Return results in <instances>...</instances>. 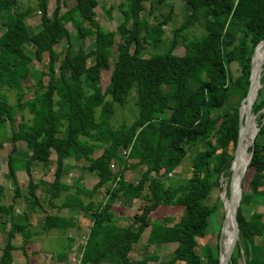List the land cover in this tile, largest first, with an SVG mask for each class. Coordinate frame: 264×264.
Here are the masks:
<instances>
[{"label": "trees", "instance_id": "trees-1", "mask_svg": "<svg viewBox=\"0 0 264 264\" xmlns=\"http://www.w3.org/2000/svg\"><path fill=\"white\" fill-rule=\"evenodd\" d=\"M62 1L56 0L49 14L48 0H36V6L27 7L18 0H0V23L12 17L10 26L0 34V123L14 124L16 115L20 116L11 135L12 153L16 141L25 142L31 152L25 168L31 176V163L47 162L55 152L54 180L43 183L50 201L69 189L61 175L63 160L70 156L85 160V169L99 178L87 194L109 184L105 202L94 207L79 203L85 212L90 210L91 220L81 264H130L129 254L147 227L148 244L179 247L178 252L165 254L161 264H219L220 244L211 241L214 230L210 227L215 224L220 236L224 212L222 200L214 193L229 175L234 155L230 146H236L238 139V108L250 85L251 58L258 44L254 27L264 23V0H182L189 12L173 31L172 39L162 30L166 20L149 26L141 17L144 3L152 4L153 0H122L118 4L123 17L117 26L118 42L114 31L92 17L97 0H75L61 12ZM155 1L160 4L166 0ZM34 10L40 11V25L29 33L25 19ZM68 23L75 30L76 40L93 38L94 46L87 49L79 45L75 49ZM197 25L204 34L188 37L187 30ZM182 37L186 39L185 49L179 55L173 51ZM63 39L67 45L58 60L55 46ZM144 41L165 50L144 57ZM28 43L32 55L26 50ZM45 54L46 68L32 69L31 62H42ZM106 72L110 74L104 85ZM260 82L251 110L260 126L257 134L264 135V66ZM30 87L34 94L25 100L22 94ZM129 95L134 96L137 117L129 125L116 127L111 122L115 104L124 106ZM233 96H238V101L232 104ZM2 146L0 143V149ZM97 150L101 153L94 158ZM251 150L247 170L252 174L247 184L242 183L237 210L239 241L231 255L233 264H239V258L243 264H264V233L257 240L251 226L252 221L263 222L262 214L251 206L264 198V143L255 138ZM186 156L191 159L187 180L176 186L167 184ZM12 157L10 154V163ZM145 163L148 166L136 183L125 180V170ZM12 180L16 185V178ZM36 188L30 178L25 198L38 205ZM3 190L0 184V197ZM118 195L143 200L139 212L125 226L115 223L112 211ZM72 203V195H66L64 204ZM160 205L181 206L186 216L177 221L156 216L149 221ZM11 212L12 206L0 201V215ZM71 224L70 219L47 215L43 227L66 228ZM262 228L264 232V223ZM19 230L21 227L14 223L7 232L3 264L13 261L12 240ZM150 260L155 257L137 258L131 264H147Z\"/></svg>", "mask_w": 264, "mask_h": 264}, {"label": "crops", "instance_id": "crops-1", "mask_svg": "<svg viewBox=\"0 0 264 264\" xmlns=\"http://www.w3.org/2000/svg\"><path fill=\"white\" fill-rule=\"evenodd\" d=\"M120 1L122 0H109L111 6L106 9L103 7L104 3L100 1V4L97 0L98 5L93 9L100 8L104 14L109 15L116 8L117 13L123 20L118 9ZM74 4L75 0H63L61 12ZM99 5L101 6L99 7ZM55 6L56 0L54 8ZM32 13L25 19V24L29 21L28 19L32 16ZM48 13L51 14L49 5ZM91 14L100 23V18L97 17L98 13L92 10ZM114 17H116V14ZM122 20L120 19V22ZM16 118V122L11 125L8 122L0 123V143L3 145L0 149V184L4 189L0 201L6 206H12L11 214L0 215V264H3L1 255L3 253L2 248L7 240V232L11 230L14 223L20 226L21 230L15 232L12 240L14 249L11 251L13 258L11 264H69L68 257L70 253L82 246L83 238L91 225L88 216L90 210L85 212L81 206L92 205L94 207V204L100 201L105 202L108 198L106 188L109 184L98 188L91 195L87 194L86 192L94 188L99 178L94 172L85 169L84 166L87 164L85 160H76L73 156H70L63 160L64 165L61 175L62 183H65L69 189L68 191H62L58 198L50 201L49 193L43 183H50L54 180L56 154L52 151L47 162L33 161L30 165V176L27 173L24 161L28 159L31 152L27 149L25 142L22 140L16 141L15 152L12 153L14 144L11 143V135L17 122L20 121V116L16 115ZM100 153L101 150H97L93 157H97ZM10 154L13 156L11 163L9 161ZM10 165L14 169L13 176L10 174ZM145 169L146 166L139 165L134 169L125 170L123 177L127 181L136 183L139 180L137 179L138 176H141L142 170ZM113 170H117V167L115 166ZM12 177L16 178V185ZM30 178L37 184L35 195L39 201L38 205L32 204L30 200L28 201L25 198ZM66 195H72L73 205L64 204ZM142 202L143 200L140 198H126L118 195L112 205V211L116 219L115 223L125 226L131 221L132 216L139 212ZM79 203H82V205L80 206ZM47 215L70 219L72 224L66 228H63L62 225H55L44 229V219ZM137 244L138 242L134 246Z\"/></svg>", "mask_w": 264, "mask_h": 264}, {"label": "rangeland", "instance_id": "rangeland-1", "mask_svg": "<svg viewBox=\"0 0 264 264\" xmlns=\"http://www.w3.org/2000/svg\"><path fill=\"white\" fill-rule=\"evenodd\" d=\"M18 1L21 2L24 7L36 6V0H18ZM100 1H101V3H104L103 7H105L106 9H108L111 6V4L109 3V0H105V1L99 0V3H100ZM48 5L50 8V13H51V11L53 10L54 5H55V0H48ZM113 5H116V4H113ZM100 6L101 5H99V7ZM143 7L144 8L141 12V17L144 18L148 22L149 26H153V25L157 24L158 22L166 20V23L162 25V30L168 39H172L173 31L175 30L176 27H178L185 20L186 16L188 15V12H189V8L185 5L184 1H182V0H166L165 2L160 3V4L157 3L155 0H153L152 4H150V2H145ZM93 11L94 12L96 11L98 13L97 17L100 18V23L102 24L101 26H103L104 28H107L109 30L114 31L115 40H116V42H118L120 36H119L118 31H117V26L120 23V19L122 20V18L117 13V9L116 8L113 9V11L109 15L107 13L104 14V12H102L100 10V8H96V10L93 9ZM115 14H116V17H114ZM32 16L28 19L29 21H27V23H26V28L29 31V33H32L35 30L39 29V25H40V12H38L36 10L35 12L32 13ZM11 19H12V17H10V20L7 23H5V22L0 23V34L3 33L10 26ZM87 25L92 26V23H87ZM66 26L70 32L71 41H72L75 49H77L79 45L84 46L87 49H91L94 46L93 38L88 37L85 39L76 40L75 30L72 27V25L70 23H68ZM186 34L190 38L193 36L203 35L204 29L197 25L195 27L188 29ZM179 39H180V42L176 46V48L174 49L173 52L176 54L182 55L184 52V49H185L186 39H185V37H182ZM254 39L256 41H258V43L264 39V23L258 22L255 25V27H254ZM66 45H67L66 39H63V41L60 44L55 46V49L58 53V60L61 59V57L64 53V50L66 48ZM143 45H144V49L141 51V55L144 57L149 56L150 53L151 54L152 53H161V52H164V50H165V49H163L164 47L148 46L145 43V41L143 42ZM114 49H116V45L114 46ZM26 50H27L28 54L32 55V50H31L29 43L26 45ZM114 55H115V51L112 53L111 56L113 57ZM46 63H47V55L45 54L42 62H38L37 60L34 59L31 62L30 66L32 67V69L36 68L39 70H44L46 68ZM58 64H59V61H57V65ZM109 74H110L109 72L104 73V75H105L104 76V82H103L104 85L107 83V76ZM43 80H44V82H47L48 77L47 76L43 77ZM28 83H29V85L31 83H33V79L29 78ZM33 91H34L33 88H31V87L28 88L22 94L23 98L25 100L30 98L34 94ZM263 94H264V92H263ZM11 100H12V103L15 102L14 95L11 96ZM237 101H238V96H233L230 99V103H232V104L236 103ZM24 113L26 115V118L28 119V117H29L28 113L25 111H24ZM137 114H138V109L134 103V96L129 95L124 106H119V105L115 104V110H114V114L112 116L111 122L116 127L121 125V124L129 125L137 117ZM255 122H256V119H255ZM256 124H257V122H256ZM254 128H256V125L253 122V120L248 124V126L245 127V129H248L249 131H253ZM247 136H249V138H250V133L247 134ZM255 138H257V140L259 142L264 143V135L256 134ZM249 148H250V146H248L247 151H249ZM234 151H235V146H230V153H234ZM5 158L6 157L4 156V159ZM24 163H25V161H24ZM144 166L147 167L148 163H145L142 165V167H144ZM247 169L248 168H246V170L243 174V177H242V183H244V184H247L249 182L250 176L252 174V172L250 170H247ZM190 171H191V159L189 156H186V157H184L182 162L178 165V167L174 170L172 176L168 180H166L167 184L176 186L178 184L184 183L187 180L188 176L190 175ZM139 177L140 176H138L137 179H139ZM214 194L218 195L220 197L221 195H223V190L221 188H219L218 191H216ZM227 202H228V200H227ZM251 209L262 214L261 221H263V222H258V223L254 222V221L251 222V226L253 227V229L255 231L256 239L259 240L260 237H262V235L264 233L263 228H262V223H264V198H262V200L259 201L257 204H253L251 206ZM223 212H224V209H223ZM156 216H169V217L173 218L174 221H177L180 218L185 217L186 213L184 211V208L181 206L160 205L152 212L149 221H152ZM215 218L217 220V223H219L220 219H219V216L217 214H216ZM223 220H224V217L222 219L221 226H222ZM221 226H220V231H221ZM210 228L214 230V232L212 234L213 237H212L211 241L212 242L216 241V242H219V244H220V236L217 234V232L215 230V229H217L216 225L211 224ZM148 230H149V227H147L144 230L140 240L138 241V244L135 245L133 247L132 251L130 252L129 257H130L131 263L133 262V260H135L137 258H144L146 256H154L155 260H150V261H148L147 264H161L165 254H167L171 251H176V252L179 251V247L175 244H148L146 241V238L148 236ZM210 236L211 235H208L207 239L210 238ZM197 250H200V246H198ZM221 254L223 255V250L220 251V255ZM238 263L243 264V261L241 258L238 259ZM178 264H181V262H179Z\"/></svg>", "mask_w": 264, "mask_h": 264}, {"label": "water", "instance_id": "water-1", "mask_svg": "<svg viewBox=\"0 0 264 264\" xmlns=\"http://www.w3.org/2000/svg\"><path fill=\"white\" fill-rule=\"evenodd\" d=\"M259 52L261 55L259 59L254 61V56L256 52ZM264 66V39L261 40L255 47L254 52L252 54L251 58V74H250V85L247 91L246 96L241 100L239 108H238V116H239V134H238V139L236 142L235 146V151L233 155V159L229 168V175L225 177V179L222 180L220 187L223 190V195L220 196V199L223 202V209H224V220L221 226V231H220V236L221 232L223 230L225 221L227 218L230 219L231 222V240L229 241L226 250H225V259H224V264H233L231 255L234 250V247L236 243L239 241V226H238V221H237V210L238 206L240 204V200L242 197V177L243 174L248 167V164L250 162L251 156H252V150L247 151L248 154V159L247 162L244 166V169L238 174L237 178V185L235 190V185H234V178L237 173L238 169V163L240 159V143H241V129L243 127L248 126V124L253 120V122L256 125V132L251 138L250 141V147L253 148L254 146V139L255 135L260 129V126H257L255 122V116L252 114V106L255 103V100L258 95V91L260 87L262 86L260 79H261V73L262 69ZM253 92L252 99L250 103L248 104L247 108L244 110L243 104L245 103L246 99L250 96V94ZM264 113V107L262 109ZM227 184H228V192L229 195L226 197V192H227ZM226 200H228V205L226 204ZM219 264H222L220 255H219Z\"/></svg>", "mask_w": 264, "mask_h": 264}, {"label": "bare ground", "instance_id": "bare-ground-1", "mask_svg": "<svg viewBox=\"0 0 264 264\" xmlns=\"http://www.w3.org/2000/svg\"><path fill=\"white\" fill-rule=\"evenodd\" d=\"M260 55L261 54L257 51L255 56H254L255 63L259 59ZM252 95H253V92L250 94L248 99H246L245 103L243 104L242 108L244 110L247 108L248 104L250 103V101L252 99ZM255 132H256L255 128L253 129V131H249L248 129H245V127H243L241 129L242 135H241V143H240V159H239V163H238V169L239 170L237 171L235 178H234V185H235L236 191H237L236 185H237L238 174L244 169V166L247 162V159H248L247 149H248V146L250 145L251 138ZM249 133H250V138H249V136H247V134H249ZM226 204L228 205L227 200H226ZM230 240H231V222H230V219L227 218L225 221L223 230L221 232V236H220V251L223 250V255L222 254L220 255V259H221L222 264H224L225 250H226V247H227Z\"/></svg>", "mask_w": 264, "mask_h": 264}, {"label": "built area", "instance_id": "built-area-1", "mask_svg": "<svg viewBox=\"0 0 264 264\" xmlns=\"http://www.w3.org/2000/svg\"><path fill=\"white\" fill-rule=\"evenodd\" d=\"M111 168L112 169L115 168L114 163H111ZM88 234H89V230L87 231L86 235L83 238L82 246L79 249H75L74 251H72L70 253V255L68 257L69 264H81V257H82V253H83V248H84V245L86 243Z\"/></svg>", "mask_w": 264, "mask_h": 264}]
</instances>
